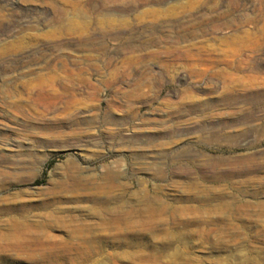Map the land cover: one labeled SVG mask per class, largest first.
<instances>
[{
    "label": "rangeland",
    "instance_id": "1",
    "mask_svg": "<svg viewBox=\"0 0 264 264\" xmlns=\"http://www.w3.org/2000/svg\"><path fill=\"white\" fill-rule=\"evenodd\" d=\"M137 2L0 0V264H264V0Z\"/></svg>",
    "mask_w": 264,
    "mask_h": 264
},
{
    "label": "bare ground",
    "instance_id": "2",
    "mask_svg": "<svg viewBox=\"0 0 264 264\" xmlns=\"http://www.w3.org/2000/svg\"><path fill=\"white\" fill-rule=\"evenodd\" d=\"M115 1H117V0H115ZM118 1H120V0H118ZM121 1H122V0H121ZM132 1H133V0H132ZM134 1H135V3H136V0H134ZM137 1H138V2H147L148 0H137ZM51 2H52V1H51ZM138 2H137V3H138ZM56 6H57V5H56ZM74 7H75V6H74ZM209 7H210V6H209ZM65 11H67V10H65ZM59 12H60V11H59ZM73 12H74V11H73ZM61 13H62V12H61ZM1 14H2V13H1ZM67 14H68V13H67ZM81 14H82V13H81ZM202 14H204V13H202ZM202 14H200V15H202ZM74 15H76V14H74ZM77 15H78V13H77ZM79 15H80V14H79ZM79 15H78V16H79ZM191 15H192V17H193V14H192V13H191ZM64 16H65V15H64ZM68 16H69V15H68ZM68 16H65V18L68 17ZM82 16H83V15H82ZM2 17H3V16H2ZM70 17H71V15H70ZM73 17H74V16H73ZM65 18L62 17V20H63V21H67L69 25L72 24V19H71L72 17H71V18H68V19H65ZM81 18H82V17H81ZM0 19H1V18H0ZM2 20H3V19H1L0 21H2ZM60 21H61V20H60ZM73 21H74V20H73ZM61 23H62V22H61ZM64 23H65V22H64ZM25 36H26V35H25ZM29 36H30V35H29ZM29 36H28V37H29ZM30 37L32 38V37H34V36L32 35V36H30ZM35 37H37V35H36ZM35 37H34V38H35ZM26 38H27V37H26ZM39 38H40V37H39ZM36 39H37V38H36ZM26 40H27V39H26ZM38 40H39V39H38ZM38 40H36V41H38ZM30 41H31V40H30ZM183 41H184V40H183ZM28 42H29V41H28ZM34 42H35V40H34ZM22 43H23V42H22ZM174 43H177V39L174 41ZM19 45H20V44H19ZM20 48H21V47H20ZM39 97H40V99H41V96H39ZM55 99H56V98H55ZM32 103H33V102H32ZM40 103H41V102H40ZM44 127H45V128H48V126H44ZM45 128H44V129H45ZM44 131H46V130H44ZM46 132H47V131H46Z\"/></svg>",
    "mask_w": 264,
    "mask_h": 264
}]
</instances>
